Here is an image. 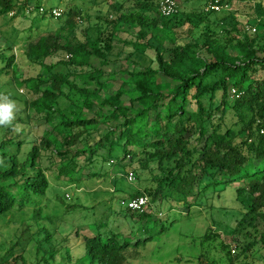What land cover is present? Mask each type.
Returning <instances> with one entry per match:
<instances>
[{
	"label": "trees",
	"instance_id": "1",
	"mask_svg": "<svg viewBox=\"0 0 264 264\" xmlns=\"http://www.w3.org/2000/svg\"><path fill=\"white\" fill-rule=\"evenodd\" d=\"M240 1L237 10L220 16L226 0H209L206 10L188 13L177 0L179 11L164 17L161 0H135L129 8L120 0L110 4V15H115L111 31L100 24L99 36L87 40L78 37L77 27L79 19L88 21L90 15L71 5L63 10L57 29L26 39L18 57L10 53L12 48H0V86L2 78L15 72L17 86L32 94V113L45 120L40 138L20 119L15 121L20 131L8 128L5 133L12 136L0 141V216L31 205L36 220L54 222L46 211L50 180L43 166L45 151L54 157L58 175L71 183L82 181L84 173L95 181L115 159L116 174L128 168L138 179L150 181V187L128 200L147 195L173 209L190 208L209 187L231 185L245 207L235 229L243 238L237 255L264 248V0ZM28 2L33 1L0 0V16L24 13ZM28 7L43 17L59 18L52 13L53 4ZM123 32L132 39L122 40ZM119 42L123 51L132 48L126 68L115 54ZM148 50L154 51L157 65L139 67L133 57ZM60 53L67 59L41 61ZM65 97L78 112H66ZM244 196L250 197L248 204ZM132 211L138 231L105 234L101 223L94 235H82L86 252L74 264H132L138 259L140 241L132 239L134 232H144L147 239L163 223L146 211ZM44 230L52 236L50 229ZM49 237V247L43 240L36 244L40 258L33 264H52L63 252L64 245L57 247ZM204 238L219 246L217 232L210 230ZM20 242L16 239L0 252V264H27L23 253H13ZM221 246L225 262L199 264H236L228 246Z\"/></svg>",
	"mask_w": 264,
	"mask_h": 264
},
{
	"label": "rangeland",
	"instance_id": "2",
	"mask_svg": "<svg viewBox=\"0 0 264 264\" xmlns=\"http://www.w3.org/2000/svg\"><path fill=\"white\" fill-rule=\"evenodd\" d=\"M23 4L25 0H15ZM27 4V11L12 16H0V48H12L10 53L17 57L23 51V44L29 37L35 38L39 35L47 34L60 26L61 18H52L50 15L43 17L42 13L30 11V6L41 4L50 7L52 4L60 8L63 12L69 6H80L85 8L90 15V20H78V37L82 40L89 38L96 39L99 36L98 25L103 24L106 30L111 31V23L115 21V15H110V4H120V0H32ZM135 0H124L125 8L135 5ZM182 12H197L208 8L209 0H178ZM228 6L219 12L220 16L227 15L229 12L239 8L240 0H226ZM256 1V0H255ZM57 4V5H56ZM22 12V11H21ZM43 12V11H42ZM50 14V13H49ZM12 20V21H11ZM109 20V21H108ZM243 24V23H242ZM262 26L258 27L261 29ZM259 29V30H260ZM201 30V29H200ZM197 30L196 34H199ZM122 40L132 39V35L123 32L119 35ZM122 42L116 43L115 54L120 57L123 66L129 65L127 57L128 51L132 50L127 46L123 51ZM155 53L148 50L144 54H137L133 59L137 60L139 67L149 64L154 66ZM66 54L60 53L57 56L42 58L41 61L52 62L60 58H66ZM40 73H44L41 68ZM57 69H60L58 66ZM36 70V71H37ZM26 73H30L27 69ZM15 72L2 78L0 93H4L15 100L18 106L16 114L17 122L23 120L30 125L31 130L38 138L44 134L45 120L43 117L34 116L29 107L32 99L31 92L25 87H18L14 81ZM22 74L18 73V76ZM118 84V83H117ZM95 88V84H89ZM117 88V85H115ZM105 95L104 92H102ZM62 105L69 114L78 112V108L73 105V101L68 98L62 99ZM219 116V115H217ZM8 128L0 127V141L4 137H11V132H6ZM235 129H240L237 125ZM43 155V166L46 168L50 180L47 197L50 205L46 211L53 214L54 222L45 219L36 220L34 218V206L27 205L21 210H13L0 216V252L5 253L19 239L20 244L14 246L13 253L24 254L27 264H33L39 260L40 256L36 252V244L43 240L44 246L49 247L48 232L50 229L52 236L50 240L54 243L57 240V247L63 246V252L59 253L56 261L52 264H74L75 259L85 254V244L82 235H94L101 223L105 224L102 231L105 234L111 232H123L129 234L140 223L136 221L132 210L128 209V198L138 190H144L145 186L150 187V181L138 179L132 171L125 170L116 174V161L112 160L105 165L102 177H97L95 181H89V173H84L82 181L71 183L65 176H59L58 169L54 164V157L50 152L45 151ZM113 162V163H112ZM129 175L133 179H129ZM150 194V191H146ZM150 196V195H149ZM151 196L149 197L150 200ZM246 204L250 197L244 196ZM63 202V203H62ZM67 204L65 205L62 204ZM196 203V202H195ZM244 206L236 198V190L229 184H217L204 191L198 199V203L190 208H172L168 203L150 201L146 209L152 219L162 218L163 224H158L155 232L150 233L145 239V233L134 232L132 239L140 241L138 245V259L132 264H199L206 262L207 259L225 262L226 251L222 250V244L227 245L231 250V255L236 260V264H264V248L258 246L251 249L247 254L238 256V246L243 238L236 233L235 229L239 220L244 215ZM138 217V216H136ZM37 224V226L35 225ZM151 225V224H150ZM43 228V231H41ZM163 228V229H162ZM217 232L220 236L215 244L205 240L204 235L209 231ZM30 234L33 239L30 240ZM27 242V243H26ZM26 243V244H25ZM71 252L70 261L66 260L65 249ZM214 247V248H213ZM67 250V249H66ZM13 254V255H14ZM201 255H204L200 257ZM238 256V257H237ZM200 257V258H199ZM18 264H24L20 260Z\"/></svg>",
	"mask_w": 264,
	"mask_h": 264
},
{
	"label": "built area",
	"instance_id": "3",
	"mask_svg": "<svg viewBox=\"0 0 264 264\" xmlns=\"http://www.w3.org/2000/svg\"><path fill=\"white\" fill-rule=\"evenodd\" d=\"M178 6L179 4L177 0H161L159 10L164 17H171L179 11ZM211 7L215 9H220L219 5L211 4ZM41 11H43V7H41ZM52 13L55 17H60L62 15V10L60 8L55 7L53 8ZM253 30L255 31L256 28L254 27ZM129 179H133V176L130 175ZM149 203L150 200L147 195L131 198L128 200V208L144 212L147 211L146 209L148 208Z\"/></svg>",
	"mask_w": 264,
	"mask_h": 264
},
{
	"label": "clouds",
	"instance_id": "4",
	"mask_svg": "<svg viewBox=\"0 0 264 264\" xmlns=\"http://www.w3.org/2000/svg\"><path fill=\"white\" fill-rule=\"evenodd\" d=\"M18 106L9 95L0 93V127L12 128L19 132L20 126L15 123Z\"/></svg>",
	"mask_w": 264,
	"mask_h": 264
}]
</instances>
